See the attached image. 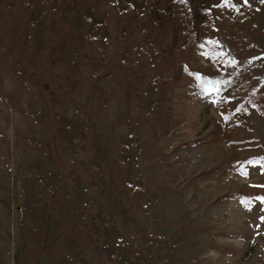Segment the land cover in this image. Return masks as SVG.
Returning a JSON list of instances; mask_svg holds the SVG:
<instances>
[{"label": "rangeland", "instance_id": "1", "mask_svg": "<svg viewBox=\"0 0 264 264\" xmlns=\"http://www.w3.org/2000/svg\"><path fill=\"white\" fill-rule=\"evenodd\" d=\"M264 0H0V264H264Z\"/></svg>", "mask_w": 264, "mask_h": 264}, {"label": "snow or ice", "instance_id": "2", "mask_svg": "<svg viewBox=\"0 0 264 264\" xmlns=\"http://www.w3.org/2000/svg\"><path fill=\"white\" fill-rule=\"evenodd\" d=\"M259 199L264 200V198H259ZM262 219H264V218H262Z\"/></svg>", "mask_w": 264, "mask_h": 264}]
</instances>
